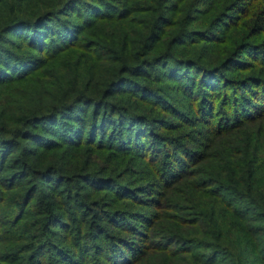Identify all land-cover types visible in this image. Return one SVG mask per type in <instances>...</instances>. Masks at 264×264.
<instances>
[{"label":"trees","instance_id":"16d2710c","mask_svg":"<svg viewBox=\"0 0 264 264\" xmlns=\"http://www.w3.org/2000/svg\"><path fill=\"white\" fill-rule=\"evenodd\" d=\"M0 264H264V0H0Z\"/></svg>","mask_w":264,"mask_h":264}]
</instances>
